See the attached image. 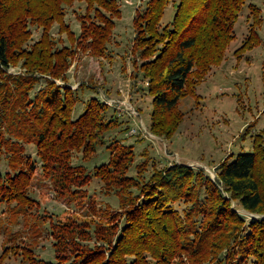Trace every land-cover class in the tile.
I'll return each instance as SVG.
<instances>
[{
    "label": "trees",
    "instance_id": "16d2710c",
    "mask_svg": "<svg viewBox=\"0 0 264 264\" xmlns=\"http://www.w3.org/2000/svg\"><path fill=\"white\" fill-rule=\"evenodd\" d=\"M76 1L87 6L79 35L65 22L66 7ZM175 1L149 0L134 17L137 77L147 82L153 97L150 127L167 139L184 120L181 99L195 95L213 65L225 59L246 3L178 0L172 21L163 26L166 9ZM121 15L118 0H0V143L10 164V170H0V202L12 204L13 213L25 214L37 202L30 188L41 166L57 196L80 209L85 206L56 219L51 235L57 256L48 264H172L179 257L184 264L183 254L197 264H264L261 133L251 151L220 165L216 181L184 163L156 168L150 176L131 174L134 147L115 141L108 147L110 159L96 165L94 175L104 182L105 194L120 199L122 208L98 204L85 187L92 173L85 164L74 163V152L81 151L83 160L95 153V141L107 128L102 112L108 107L93 96L75 117L77 92L56 79H68L80 49L99 58L109 56L108 44ZM254 20V26L263 21L259 14ZM55 23L73 45L61 46L54 38ZM33 25L43 32L31 42ZM255 32L254 27L236 53L261 42ZM14 66L22 71L11 73ZM33 142L38 160L25 153L24 144ZM232 200L259 216L247 221L232 209ZM13 253L29 264L42 262L29 245L11 244L0 264Z\"/></svg>",
    "mask_w": 264,
    "mask_h": 264
},
{
    "label": "rangeland",
    "instance_id": "374dc122",
    "mask_svg": "<svg viewBox=\"0 0 264 264\" xmlns=\"http://www.w3.org/2000/svg\"><path fill=\"white\" fill-rule=\"evenodd\" d=\"M148 1L118 0L122 15L116 18L113 36L108 44L110 55L99 58L90 51L80 49L67 72L68 79H56L60 85L68 82L77 92L75 117L84 112L88 100L93 96L107 104L108 108L102 112L107 128L95 141V153L83 160L82 152L75 151L73 161L87 166L92 180L85 187L97 198L98 204L109 203L112 209H120V199L114 194H105L104 182L94 175V168L110 159L108 147L115 141L134 147L136 156L131 174L150 176L156 168L184 163L202 169L216 181L222 163L231 162L240 153L251 151L257 134L261 133L264 138V0H246L235 25V39L225 59L221 64L213 65L206 78L197 85L195 95L181 99L180 109L184 113V120L170 139L158 136L151 130L153 97L147 91V82L141 75L137 77L138 68L135 65L134 17ZM177 3L178 0L167 7L163 26L172 21ZM254 6L258 8L257 12ZM86 8L83 1L66 7L65 22L77 35L81 33V16ZM256 14L263 21L254 26ZM254 27L261 42H253L252 48L236 53L251 38ZM32 30L31 42H34L41 37L43 30L35 25ZM52 34L61 41V46L73 45L67 32L61 31L59 23L53 25ZM9 71L19 73L22 69L14 66ZM44 85V82L40 84L42 87ZM24 146L26 155L38 160L37 144L25 143ZM0 170H10L6 148L1 143ZM30 194L37 202L25 214L13 213L10 209L12 204L0 202V257L7 246L24 244L33 249V253L42 261L40 264H48L57 256L55 240L51 235L56 219L69 211L85 210V206L80 209V206L57 196L52 181L43 176L41 166L33 177ZM232 209L241 213L247 221L259 216L246 211L235 200H232ZM183 260L184 264H197L184 254ZM4 264L29 263L23 260L22 255L13 253ZM172 264L183 262L179 257ZM199 264L218 263L204 261Z\"/></svg>",
    "mask_w": 264,
    "mask_h": 264
}]
</instances>
